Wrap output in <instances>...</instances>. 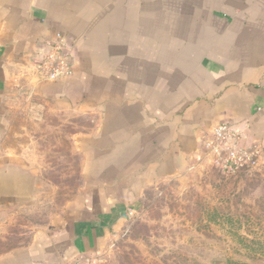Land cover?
<instances>
[{"label": "crops", "instance_id": "0c3cea01", "mask_svg": "<svg viewBox=\"0 0 264 264\" xmlns=\"http://www.w3.org/2000/svg\"><path fill=\"white\" fill-rule=\"evenodd\" d=\"M56 34L72 73L47 81ZM222 124L264 150V0H0V224L38 203L56 130L77 129L80 166L78 195L0 264L100 254L147 191L204 165Z\"/></svg>", "mask_w": 264, "mask_h": 264}, {"label": "rangeland", "instance_id": "374dc122", "mask_svg": "<svg viewBox=\"0 0 264 264\" xmlns=\"http://www.w3.org/2000/svg\"><path fill=\"white\" fill-rule=\"evenodd\" d=\"M76 131L67 125L56 130L54 140L40 142V199L17 221L0 224V255L78 195L79 157L67 139ZM202 161V167L147 191L97 263L264 264V158L235 174Z\"/></svg>", "mask_w": 264, "mask_h": 264}, {"label": "built area", "instance_id": "2783aa9c", "mask_svg": "<svg viewBox=\"0 0 264 264\" xmlns=\"http://www.w3.org/2000/svg\"><path fill=\"white\" fill-rule=\"evenodd\" d=\"M72 52L67 38L56 34L37 63L39 77L47 81H58L71 75ZM244 140L243 134L236 132L229 124H222L207 131L203 147L211 164L219 172L235 174L254 167L264 158V150L259 145H248ZM97 258L99 254L83 256L74 264H98Z\"/></svg>", "mask_w": 264, "mask_h": 264}]
</instances>
